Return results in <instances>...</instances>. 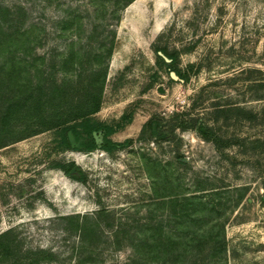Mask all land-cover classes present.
<instances>
[{
	"label": "rangeland",
	"instance_id": "1",
	"mask_svg": "<svg viewBox=\"0 0 264 264\" xmlns=\"http://www.w3.org/2000/svg\"><path fill=\"white\" fill-rule=\"evenodd\" d=\"M125 1L0 0L16 32L0 26V106L40 77L77 96L106 67L89 119L129 140L62 147V126L25 134L37 117L23 109L0 135V232L15 250L0 264H264V0ZM14 39L28 52L9 55ZM162 45L186 79L156 61ZM152 116L167 120L155 137Z\"/></svg>",
	"mask_w": 264,
	"mask_h": 264
},
{
	"label": "trees",
	"instance_id": "2",
	"mask_svg": "<svg viewBox=\"0 0 264 264\" xmlns=\"http://www.w3.org/2000/svg\"><path fill=\"white\" fill-rule=\"evenodd\" d=\"M131 0H126L125 2H129ZM13 12L7 6L0 4V26L6 25L5 31L6 34L12 35L14 30L10 23L15 19L13 16ZM12 24V23H11ZM15 29V28H14ZM15 37V36H14ZM14 42L8 43L6 51L9 55H14L16 51H22V53L28 52L26 43H29L28 40L18 41L14 39ZM192 46H189V48ZM158 50H162L164 54H166L171 61H167L161 54L158 53ZM179 59V51L177 49H169L167 46L162 45L158 46L156 49V61L164 65L168 68V70H174L179 77L186 79L188 77V72L183 71L178 66ZM194 64H189L187 67V71L193 69ZM19 66L17 63L11 59L8 64V76L10 79V83L8 84L11 87V90H14L17 87V83L12 80V75L15 71L19 70ZM26 69V66H25ZM97 69V68H96ZM99 70V71H98ZM97 72L92 73V77H90L83 87L81 94L77 96L68 95V84L66 81L57 82L54 80L40 79L36 84L29 90V92H21L19 94H11L9 98H6L5 104L3 107L0 106V135L3 132H7L11 125L12 120L17 115L22 112L23 109L26 111L33 109L37 119L34 120L32 128L26 129L27 135L38 133L41 131H45L48 129H56L59 126H62L59 130V144L62 147L71 148L70 141L68 138V131L71 130L75 136V139L81 136L87 137V145L84 148L76 147L79 149H85L86 151H91L95 148H98L95 143V138L93 136V130L103 128L105 131V136L112 133L114 127L112 125L106 123H92L89 119V115L91 113L99 110L101 104V94H102V84L105 80L106 76V67H101ZM101 76L102 80L100 84L97 86L96 78ZM31 104L29 107H25V104ZM53 104H66L63 106L61 113L59 114H51L46 116L44 110L46 109V105ZM84 104H91L90 106H84ZM130 119V116H128ZM167 120L161 116H152L145 124V127L148 129L149 134L151 136H158L162 133V127ZM180 127L185 129L187 127H196L194 122H184L180 123ZM201 133L204 137L208 138L209 135L207 130L202 127ZM209 129V128H208ZM1 141V140H0ZM129 140L124 142H114L109 137H105V141L102 147L106 150H112L115 147L124 146ZM2 143V142H1ZM73 163H61L57 162L56 165H59L63 169H68L70 165ZM86 177L82 175L80 180L85 181ZM264 188V187H263ZM72 217V216H71ZM74 217V216H73ZM75 226H79V222H75ZM13 234L10 229H6L0 232V254L4 255H12L15 256V250L13 247ZM28 264H39V260L37 258H30Z\"/></svg>",
	"mask_w": 264,
	"mask_h": 264
},
{
	"label": "flooded vegetation",
	"instance_id": "3",
	"mask_svg": "<svg viewBox=\"0 0 264 264\" xmlns=\"http://www.w3.org/2000/svg\"><path fill=\"white\" fill-rule=\"evenodd\" d=\"M93 131H96L97 132V140H96V137L94 136L95 138V143L97 145V147H102L104 141H105V137H109V134L105 136V131L103 128H99V129H96V130H93ZM87 145V137L86 136H81V137H78L77 139H75V146L76 147H81V148H85ZM76 164H72L70 165V167L68 169H64V171L66 172V174H68L69 171L70 174L69 176H73V177H77V178H80L83 174L79 168V166L76 165V167L73 169V167L75 166ZM263 198H264V195H263Z\"/></svg>",
	"mask_w": 264,
	"mask_h": 264
},
{
	"label": "water",
	"instance_id": "4",
	"mask_svg": "<svg viewBox=\"0 0 264 264\" xmlns=\"http://www.w3.org/2000/svg\"><path fill=\"white\" fill-rule=\"evenodd\" d=\"M158 53L161 54L167 61H171V58H169L166 54H164L162 50H158ZM170 74L173 76L175 75L176 77H179V75H177L174 70H171ZM93 135L96 137V140H97V132L96 131H93ZM68 138H69L71 147H75V136L71 130L68 131ZM75 167H76V165L73 167V169ZM70 172L71 171H69L67 175H69Z\"/></svg>",
	"mask_w": 264,
	"mask_h": 264
}]
</instances>
